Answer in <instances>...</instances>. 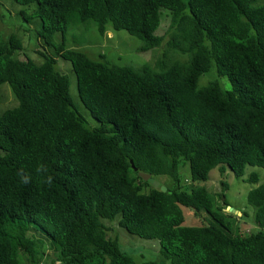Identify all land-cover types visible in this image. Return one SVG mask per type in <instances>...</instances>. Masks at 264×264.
I'll list each match as a JSON object with an SVG mask.
<instances>
[{
  "label": "trees",
  "instance_id": "trees-1",
  "mask_svg": "<svg viewBox=\"0 0 264 264\" xmlns=\"http://www.w3.org/2000/svg\"><path fill=\"white\" fill-rule=\"evenodd\" d=\"M13 2L31 7L21 17L46 47L36 64L15 34L0 39V86L17 101L0 117V264H41L46 243L59 264H160L121 251L106 226L116 219L128 234L157 240L170 264H264V183L247 194L258 231L233 235L226 201L214 208L207 190L180 177L186 166L190 182L204 183L214 169L236 178L246 166L264 170V1ZM163 11L168 48L185 56L168 66L110 64L64 43L70 26L92 24L100 37L125 31L148 52L166 39L157 35ZM57 59L70 63L98 125L74 106ZM210 70L234 90L217 80L199 88ZM139 172L171 185L162 192ZM181 209L212 223L186 226Z\"/></svg>",
  "mask_w": 264,
  "mask_h": 264
},
{
  "label": "rangeland",
  "instance_id": "rangeland-1",
  "mask_svg": "<svg viewBox=\"0 0 264 264\" xmlns=\"http://www.w3.org/2000/svg\"><path fill=\"white\" fill-rule=\"evenodd\" d=\"M264 0H257V4L263 3ZM31 8V7H30ZM21 6L13 2V0H0V39L8 35L15 34L21 39L24 51L27 58L34 61L36 64L41 63V58L38 51L46 47L40 38L36 35L37 26L27 24L21 17V12L26 16L31 14V9ZM167 12H162L161 27L157 35L162 36L163 42L160 47L148 51L140 52L142 43L129 36L125 31H109L103 37H100L94 25L74 26L69 27L63 39L67 48H73L85 53L93 60L99 59L103 56L104 61L121 66H128L134 69L143 66L153 70L151 66L155 67L157 60H162L165 65H170L175 60H185V56L179 55L176 51L172 50L168 44H171V39L167 38L166 31L169 24ZM59 38L57 39V41ZM168 50V51H167ZM168 53L167 55L164 54ZM20 58L24 59L22 53ZM57 68L59 72L66 75L69 79V93L73 100L74 106L78 109L91 127L98 125L96 120L91 116L90 111L82 104L77 91V81L69 62L57 59ZM217 80L223 90L233 91L235 84L231 82L230 78H217L213 70L207 71L206 74L201 76L198 86L199 88L207 86L209 83ZM17 101L13 96L8 85L3 84L0 86V117L1 113L7 109L14 108ZM250 175L257 179V183H251L249 180ZM181 185L189 189H205L208 191L213 200L214 208L221 207L222 201H226L227 205L238 211L243 216L240 217L232 212L223 210L224 213L230 214V219H225V223L231 228L232 234L236 233H255L258 231L257 226L253 221V208L247 203V194L249 190L258 187L264 183V170L246 166L244 173L241 177L236 178L227 168L221 173L220 170L214 169L209 172L208 180L204 182H190L188 177V167H184L180 173ZM158 184L161 186L170 187L171 182L166 178H158ZM226 186L223 189V185ZM222 195V197H220ZM185 218L186 226H199L211 224V219L206 214H200L195 218L192 213L186 209H181ZM119 220L107 223L106 226L111 228L113 234L118 238V244L122 252L130 255L136 262L151 261L160 264H170L169 260H165L161 255V248L157 240H144L137 236L130 235L124 229L119 228ZM46 256L41 261V264H59L55 262L56 254L52 251L48 243L45 244Z\"/></svg>",
  "mask_w": 264,
  "mask_h": 264
},
{
  "label": "water",
  "instance_id": "water-1",
  "mask_svg": "<svg viewBox=\"0 0 264 264\" xmlns=\"http://www.w3.org/2000/svg\"><path fill=\"white\" fill-rule=\"evenodd\" d=\"M132 168L134 169V171H136V168H134V166H132ZM138 176L143 180V181H148L154 188H158L159 184L157 181H155L153 178H151V176L149 174H145V173H142V172H139L138 173ZM160 190L162 192H165L166 191V188L161 186L160 187ZM227 211L229 212H232L233 214H236L238 216H240L241 214L238 212V211H235L233 209H231L230 207H227Z\"/></svg>",
  "mask_w": 264,
  "mask_h": 264
}]
</instances>
